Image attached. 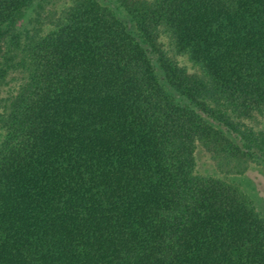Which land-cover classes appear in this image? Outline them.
Masks as SVG:
<instances>
[{
	"label": "trees",
	"instance_id": "obj_1",
	"mask_svg": "<svg viewBox=\"0 0 264 264\" xmlns=\"http://www.w3.org/2000/svg\"><path fill=\"white\" fill-rule=\"evenodd\" d=\"M263 112L264 0H0V264H264Z\"/></svg>",
	"mask_w": 264,
	"mask_h": 264
},
{
	"label": "rangeland",
	"instance_id": "obj_2",
	"mask_svg": "<svg viewBox=\"0 0 264 264\" xmlns=\"http://www.w3.org/2000/svg\"><path fill=\"white\" fill-rule=\"evenodd\" d=\"M258 125L259 129L264 130V112L261 116H258ZM198 168L203 171L211 170V161L208 159V155L203 151H199L197 154ZM246 171L244 176L237 178L238 186L250 195L258 205L264 208V169L255 164V163H246ZM259 199L260 202H257ZM262 203V204H261Z\"/></svg>",
	"mask_w": 264,
	"mask_h": 264
}]
</instances>
